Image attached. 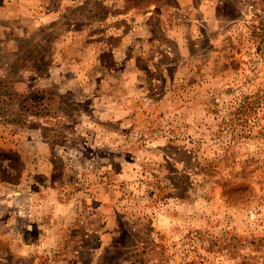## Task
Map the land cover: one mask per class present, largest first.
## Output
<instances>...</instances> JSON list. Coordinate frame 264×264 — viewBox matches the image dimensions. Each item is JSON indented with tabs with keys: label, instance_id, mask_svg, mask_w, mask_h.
<instances>
[{
	"label": "rangeland",
	"instance_id": "obj_1",
	"mask_svg": "<svg viewBox=\"0 0 264 264\" xmlns=\"http://www.w3.org/2000/svg\"><path fill=\"white\" fill-rule=\"evenodd\" d=\"M0 264H264V0H0Z\"/></svg>",
	"mask_w": 264,
	"mask_h": 264
}]
</instances>
